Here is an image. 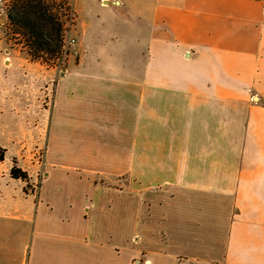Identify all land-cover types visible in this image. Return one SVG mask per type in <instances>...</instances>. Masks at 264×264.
<instances>
[{
  "label": "crops",
  "instance_id": "0c3cea01",
  "mask_svg": "<svg viewBox=\"0 0 264 264\" xmlns=\"http://www.w3.org/2000/svg\"><path fill=\"white\" fill-rule=\"evenodd\" d=\"M76 5L50 96L16 61L45 81L43 178L0 171V264H264V0Z\"/></svg>",
  "mask_w": 264,
  "mask_h": 264
},
{
  "label": "rangeland",
  "instance_id": "374dc122",
  "mask_svg": "<svg viewBox=\"0 0 264 264\" xmlns=\"http://www.w3.org/2000/svg\"><path fill=\"white\" fill-rule=\"evenodd\" d=\"M77 3L78 0L69 1L75 13ZM80 20L77 17L74 21L77 26H79ZM72 28L73 26H70L64 35V48L67 54L62 57V60L56 61L50 67L39 62L51 70L49 71L48 84L50 88L44 95L45 99L47 94L50 96L49 91L52 89V84L63 77L67 57L70 53L71 59L68 61L70 69H73L77 62V50L73 49L76 40L70 32ZM78 52H82V50H78ZM23 57L30 59L25 49L11 38L10 28L6 21L3 22L0 25V147L5 149L6 153L4 161L0 164V171L10 168L13 160L19 161L20 159L21 164L27 169L24 171L27 177L22 184L24 183L27 188L26 192H30L38 190L43 178V140L37 137V128L41 126L44 119L46 102L39 91H43L42 83L45 81L34 82L33 76H31L34 73L24 72L18 66L16 61ZM5 59L10 61V67L4 64ZM24 97H28L27 100ZM26 105L27 107H25ZM30 141L31 146H29ZM7 191L10 196L12 193L17 194L19 190L18 187L14 188L13 186L7 188L4 186V182H0V193ZM9 205L10 201L6 197L4 205L0 204V207Z\"/></svg>",
  "mask_w": 264,
  "mask_h": 264
},
{
  "label": "trees",
  "instance_id": "16d2710c",
  "mask_svg": "<svg viewBox=\"0 0 264 264\" xmlns=\"http://www.w3.org/2000/svg\"><path fill=\"white\" fill-rule=\"evenodd\" d=\"M75 14L69 0H14L7 12L6 24L11 38L22 46L32 62L51 66L66 55L64 35L74 25ZM6 150L0 147V163ZM12 179L26 180V173L13 160Z\"/></svg>",
  "mask_w": 264,
  "mask_h": 264
},
{
  "label": "built area",
  "instance_id": "2783aa9c",
  "mask_svg": "<svg viewBox=\"0 0 264 264\" xmlns=\"http://www.w3.org/2000/svg\"><path fill=\"white\" fill-rule=\"evenodd\" d=\"M14 0H0V25L6 21L7 12L11 6V3ZM133 264H150L149 260H143L141 258H137L133 261Z\"/></svg>",
  "mask_w": 264,
  "mask_h": 264
}]
</instances>
